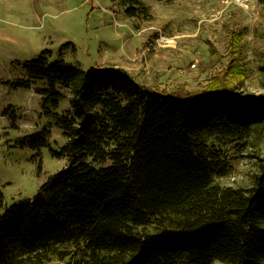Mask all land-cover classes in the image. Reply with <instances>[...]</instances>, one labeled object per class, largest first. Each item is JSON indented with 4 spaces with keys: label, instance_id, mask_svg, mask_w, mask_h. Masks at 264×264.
Listing matches in <instances>:
<instances>
[{
    "label": "trees",
    "instance_id": "1",
    "mask_svg": "<svg viewBox=\"0 0 264 264\" xmlns=\"http://www.w3.org/2000/svg\"><path fill=\"white\" fill-rule=\"evenodd\" d=\"M117 2L128 16L146 12L141 0ZM23 68L27 79L11 86L42 81L46 112L61 89L70 97L56 118L66 138L59 151L44 133L19 146H47L68 165L33 198L3 207L0 190V264L55 254L63 264H264V156L251 187L213 182L230 166L223 147L245 148L254 127L264 128V99L243 96L227 75L169 91L122 69L50 61L48 51Z\"/></svg>",
    "mask_w": 264,
    "mask_h": 264
},
{
    "label": "rangeland",
    "instance_id": "2",
    "mask_svg": "<svg viewBox=\"0 0 264 264\" xmlns=\"http://www.w3.org/2000/svg\"><path fill=\"white\" fill-rule=\"evenodd\" d=\"M146 12L128 16L117 0H0V190L3 207L33 198L39 187L67 165L59 151L65 136L57 116L69 110L70 93L55 110L41 108L36 89L11 86L27 79L26 61L49 52V60L88 69L113 67L145 86L169 91L200 90L215 77L240 81L239 91L264 99V6L224 0H141ZM240 71L229 68L233 63ZM46 134L49 147H20L19 141ZM229 169L214 177L221 187L247 189L264 156V128L250 142L223 147ZM152 225L148 230H152ZM221 264H228L220 261ZM43 264H63L53 255ZM213 264V262L211 263Z\"/></svg>",
    "mask_w": 264,
    "mask_h": 264
},
{
    "label": "built area",
    "instance_id": "3",
    "mask_svg": "<svg viewBox=\"0 0 264 264\" xmlns=\"http://www.w3.org/2000/svg\"><path fill=\"white\" fill-rule=\"evenodd\" d=\"M227 4L228 3H235V4H238V5H242V6H244L247 2H248V0H224Z\"/></svg>",
    "mask_w": 264,
    "mask_h": 264
},
{
    "label": "clouds",
    "instance_id": "4",
    "mask_svg": "<svg viewBox=\"0 0 264 264\" xmlns=\"http://www.w3.org/2000/svg\"><path fill=\"white\" fill-rule=\"evenodd\" d=\"M213 264H221V262L219 260H214Z\"/></svg>",
    "mask_w": 264,
    "mask_h": 264
}]
</instances>
